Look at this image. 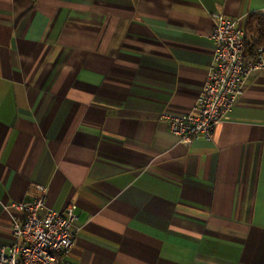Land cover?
<instances>
[{
	"label": "crops",
	"instance_id": "obj_1",
	"mask_svg": "<svg viewBox=\"0 0 264 264\" xmlns=\"http://www.w3.org/2000/svg\"><path fill=\"white\" fill-rule=\"evenodd\" d=\"M264 0H0V247L15 204L73 205V264H264V69L210 140L169 131L213 15ZM264 45V44H263Z\"/></svg>",
	"mask_w": 264,
	"mask_h": 264
},
{
	"label": "built area",
	"instance_id": "obj_2",
	"mask_svg": "<svg viewBox=\"0 0 264 264\" xmlns=\"http://www.w3.org/2000/svg\"><path fill=\"white\" fill-rule=\"evenodd\" d=\"M211 38L213 62L195 105L188 111L163 114L169 131L176 136L210 140L215 126L230 119L249 75L264 69V45L248 60L245 31L235 20L214 14ZM36 188L39 194L34 199L15 204L22 214L12 218L14 242L0 247V264H73L69 256L78 232L74 206L64 211L48 209L39 215L45 206V188Z\"/></svg>",
	"mask_w": 264,
	"mask_h": 264
},
{
	"label": "trees",
	"instance_id": "obj_3",
	"mask_svg": "<svg viewBox=\"0 0 264 264\" xmlns=\"http://www.w3.org/2000/svg\"><path fill=\"white\" fill-rule=\"evenodd\" d=\"M245 31V57L251 60L255 49L264 44V14L254 13L247 17Z\"/></svg>",
	"mask_w": 264,
	"mask_h": 264
}]
</instances>
